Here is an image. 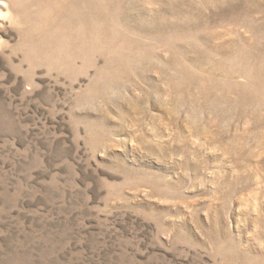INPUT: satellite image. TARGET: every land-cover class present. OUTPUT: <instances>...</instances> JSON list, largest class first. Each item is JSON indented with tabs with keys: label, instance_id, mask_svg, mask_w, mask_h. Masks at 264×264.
<instances>
[{
	"label": "rangeland",
	"instance_id": "1",
	"mask_svg": "<svg viewBox=\"0 0 264 264\" xmlns=\"http://www.w3.org/2000/svg\"><path fill=\"white\" fill-rule=\"evenodd\" d=\"M0 264H264V0H0Z\"/></svg>",
	"mask_w": 264,
	"mask_h": 264
}]
</instances>
